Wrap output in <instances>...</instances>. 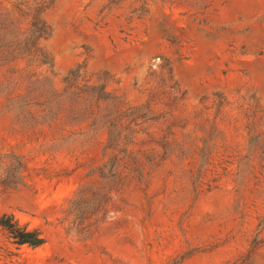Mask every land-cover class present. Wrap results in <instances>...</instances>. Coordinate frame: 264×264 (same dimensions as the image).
<instances>
[{
    "label": "rangeland",
    "instance_id": "obj_1",
    "mask_svg": "<svg viewBox=\"0 0 264 264\" xmlns=\"http://www.w3.org/2000/svg\"><path fill=\"white\" fill-rule=\"evenodd\" d=\"M38 6L52 73L0 68V215L45 243L0 228V264H264V0H0V15L23 31ZM78 67L106 100L59 96ZM80 189L107 201L87 232L68 214Z\"/></svg>",
    "mask_w": 264,
    "mask_h": 264
},
{
    "label": "trees",
    "instance_id": "obj_2",
    "mask_svg": "<svg viewBox=\"0 0 264 264\" xmlns=\"http://www.w3.org/2000/svg\"><path fill=\"white\" fill-rule=\"evenodd\" d=\"M144 4L145 0H142V5ZM46 9H48L47 6L35 7L30 13L27 28L23 31L19 28L21 24L18 20L0 15V68L12 67L18 62H23L27 68L45 67L52 73L53 57L41 43L52 34V29L44 17ZM8 73V79H12V72L8 71ZM25 76L27 78L35 77L33 73H27ZM88 77L89 75L84 68L78 67L70 70L64 78L65 89L59 96L74 94L72 93L73 90L80 93L87 92L90 100H106L107 95L102 85L91 83ZM12 81L14 80L12 79ZM3 158V156L0 157L1 160ZM7 159L22 165L20 159L16 156H10ZM116 171V165H109V168L104 165L98 171V175L101 179L113 181L118 178ZM106 205L107 201L103 192H88L85 189H80L75 194L68 212V214H73L74 217L72 225L78 227L79 231L87 232L90 225H85L84 222L91 218L94 219V222H97L98 215ZM0 228L5 230L17 245L39 247L45 243L44 238L38 231L21 227L11 215H0Z\"/></svg>",
    "mask_w": 264,
    "mask_h": 264
},
{
    "label": "clouds",
    "instance_id": "obj_3",
    "mask_svg": "<svg viewBox=\"0 0 264 264\" xmlns=\"http://www.w3.org/2000/svg\"><path fill=\"white\" fill-rule=\"evenodd\" d=\"M158 63H163V61H161V60L158 59Z\"/></svg>",
    "mask_w": 264,
    "mask_h": 264
}]
</instances>
